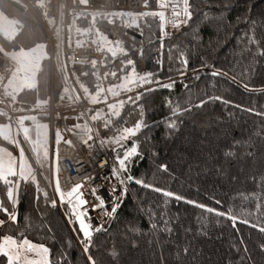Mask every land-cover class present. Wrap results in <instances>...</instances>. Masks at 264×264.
<instances>
[{"label":"trees","instance_id":"16d2710c","mask_svg":"<svg viewBox=\"0 0 264 264\" xmlns=\"http://www.w3.org/2000/svg\"><path fill=\"white\" fill-rule=\"evenodd\" d=\"M200 2L201 0H197V3ZM224 2L228 3L229 7L221 9V0H205L208 7L204 10H210L213 14L223 11L225 23L229 26L224 36L227 42L210 58V62L217 67L229 68V61L239 56V49L243 44L241 38L249 32L250 20L256 21L251 27L260 30L256 34L264 41V0ZM40 3L45 6V0H37V9L42 11L44 7H39ZM201 7H204V3ZM79 14L74 19V36L76 40L83 41L86 35L77 33L76 28H92V20L91 16L85 18L79 17ZM0 16L1 26L5 22L4 17H7L8 21H18L15 25L16 36L12 42L4 40L0 32V45L5 51L16 52L20 47L27 50L37 43H44L43 28L34 12L21 0H0ZM112 19L115 24H108L106 14L98 15L95 28H99L109 40L119 39L123 42L128 57L136 63L138 73H154L155 78L162 83L169 82V77L177 81L172 90L160 88L155 84L145 85L144 88H136L131 93H122L119 97L109 99L108 102L112 103L126 99L128 95L134 96L137 92H144L146 88L156 89L144 95L139 102L144 106L143 120L149 127L142 129L133 138L139 142L138 151L141 155L128 162L129 172L126 175L130 174L156 187L220 211L226 212L233 208L250 222L258 223L260 213L255 210V204L264 203V116L257 115L264 112V92L260 91L264 89V57L258 56L255 49H252L257 61L252 63L255 71L248 72L243 80L239 76L236 81L227 77L214 78L208 74L207 68L198 72L201 78L196 80L193 76L197 73L192 70L198 68L200 60L193 37H201V44H207L209 39L214 38L213 28L207 22L194 15L193 21L180 30L169 31L165 28L170 35L164 38L161 49L158 27L154 26L151 30L144 27V34L141 35L136 28L124 27L115 17ZM145 19L151 20L150 17ZM95 28L91 31L94 38ZM149 40L152 43H149ZM58 43L56 35L52 63L50 58L42 62L44 80L38 76L39 95L35 91L21 93L17 98L18 106L27 109L34 106L37 99L49 101L51 93L55 104L61 105L65 100H60L66 85L56 63L55 52L60 51L57 49ZM259 47L258 43L255 48ZM141 48L144 50L143 57L139 54ZM181 51L187 53L189 59L188 72L184 77L179 72ZM0 56L5 57L3 52H0ZM121 59L125 57L118 56L112 61L108 54L104 65L97 66L101 78L105 71L111 70H117L119 76ZM158 60L162 61V64H158ZM242 67H248V61L236 63L232 71L239 73ZM74 71L80 82L84 83L90 92H94L96 78L92 75L94 69L91 65L77 64ZM85 72L88 73L87 76L82 75ZM113 83H119V80L109 76L103 81L105 88L107 84ZM243 83H247L249 88L255 91H246ZM184 84H188L189 89L184 88ZM209 95H220L231 103L214 100L203 108L194 109L191 115L185 114L182 117L183 124L177 134L168 136L165 123L170 115L168 101L188 106L189 102L199 103L201 98L207 99ZM102 105L107 112L105 104H91L89 116ZM236 105L242 107L238 108ZM247 108L254 111L242 110ZM121 118L124 126H133L141 118L139 107L125 105ZM0 122H3L2 118ZM91 123L99 131L100 138L113 134L110 129L103 127V121ZM20 139L23 140L22 136ZM132 142L130 139L126 143L130 147ZM0 146L19 154L18 149L5 141L0 140ZM22 147L25 148V153L36 172L40 190H37L36 184L21 182L15 209L18 213L17 223L11 228L8 225L0 228V237L5 234L17 236L23 233L33 243L49 247L53 264H89L88 254L93 255L100 264H264V251L260 248V245L264 244V233L258 228L239 221L234 228L232 222L224 217L206 213L183 201L165 198L135 183L128 184L127 198L116 215L110 219L107 227L99 233H94L93 247L85 254L80 244L82 234L78 226L68 222L70 217L67 205L63 204L60 209L58 196L53 195L51 182L54 178L50 163L47 166L44 163L41 167L31 154L30 147L23 142ZM101 148L109 157L112 168L113 154L116 153L110 147ZM229 150L235 151L236 155L226 158L225 153ZM249 151L251 156L248 155ZM160 164H167L169 172L158 171ZM43 192L48 193L49 201L57 200L55 208L46 202ZM246 195H250V199H244ZM4 199L6 200V196ZM166 200L167 203H164ZM216 200L222 203L218 205ZM7 206L11 211V206ZM249 211L254 214L248 215ZM153 212L156 215H150ZM162 212L175 218L171 224V233L151 227L159 221ZM0 219L6 220L2 212ZM74 228L76 231H73ZM132 228L137 231H131ZM202 228L207 232L206 236L199 234ZM189 244L192 251L185 253L183 249L189 247ZM245 248L247 252L244 251ZM5 259L0 257V262Z\"/></svg>","mask_w":264,"mask_h":264},{"label":"snow or ice","instance_id":"6c2138e0","mask_svg":"<svg viewBox=\"0 0 264 264\" xmlns=\"http://www.w3.org/2000/svg\"><path fill=\"white\" fill-rule=\"evenodd\" d=\"M82 5L88 4V0H79ZM204 3V7L201 4ZM159 11H145L140 13L132 12H112L106 14L107 23L115 24L116 20H119L122 26L127 28H136L143 35V28L148 27L151 30L152 27H158L160 31V45L163 49V40L165 37L169 36L170 33L165 31L168 25L173 28L180 29L182 26H188L190 22L193 21V16L197 15L198 19L207 22L215 33L214 38L209 39L207 44H201L199 41L201 37H193L195 47L198 51V58L200 60V65L198 68H194L192 71L197 73L193 76V79L199 80L201 77L198 72L207 68L209 69V75L211 77H221L229 78L236 81L238 76L241 80L247 75L248 72L255 71L252 67L253 62L256 61V55H253V48L255 53L264 57V41L260 40L259 36L256 34L260 30H254L253 27L256 24L255 20H250V29L248 33L242 36L243 44L239 49V56L233 58L229 61L230 67H217L216 64L210 62V58L215 55V53L225 44L227 41L224 39L225 34L229 30L228 24L225 23V18L223 11L218 13H211V11H205L204 9L208 7L205 0H201L197 3V0H157ZM145 6H147V0H145ZM221 9L229 7V4L221 0L219 5ZM39 7L43 8L44 4L40 3ZM170 9V16H166V11ZM249 9H246L248 11ZM98 15H105L99 13H80L79 17L91 16L92 28H95V23ZM45 16L47 13L45 12ZM78 17V18H79ZM150 17L151 20L145 18ZM158 20V23H157ZM4 24L0 26V32H2L4 40L12 42L15 39L17 29L15 25L18 21H8L7 17H4ZM49 24H53V20L48 21ZM75 20H73V25ZM92 28L83 29L76 28V32L81 35H88L91 33ZM264 34V33H262ZM57 35H59V29H57ZM95 37L91 40V44L96 45V51L104 54V58L101 60V65H104L105 61L108 60V54H110L111 60L115 61L118 56L125 57V59L120 60V67L118 69L120 75L118 76L117 70L105 71L103 78L99 74V69L97 68V61L93 60L91 62V67L94 69L92 75L96 78V83L94 85V92H90L89 88L85 86L84 83H80L79 77H77V83H79L80 88L83 90L84 98L92 105L103 103L107 107V112L103 108L95 111L93 115L90 116V120L93 122L103 121V127L105 129H110L113 134L106 138L99 137V131L90 126L88 120H85L83 124H76L72 128L55 130V145L56 156L58 157L59 149L58 146L63 141L65 144H71V140H65L63 132H72L74 135L89 147L90 141H94V137L98 140L101 147H110L113 152L116 153L115 160L116 163L112 165L110 176L115 179L118 183L119 188L116 185L111 186V191L108 193L110 197V202L112 204L110 211L106 208V202L104 197L97 195V189H92V195L98 200L97 204L91 206V210L95 211L97 208L105 209V215L109 218H113L118 209L121 207L124 199L128 195V184L135 183L145 189H150L151 191L161 194L165 198L173 199L177 202L183 201L184 203L191 204L197 208L202 209L206 213L214 214L217 217H224L232 222V226L235 228L236 223L249 225L254 228H258L261 233H264V203L257 202L255 204V210L260 213L258 223H252L250 220L242 216L240 213L236 212L233 208H229L226 212L220 211L218 209L208 207L207 205L197 203L193 200H188L186 197L181 196L177 193L169 191L167 189L156 187L152 183L145 182V180L134 177L129 172L128 162L134 157L141 155L138 151L139 142L133 138L141 132L142 129L148 128V124L143 120L144 116V106L139 104L142 97L148 92L155 91V88H146L144 92H137L134 96L128 95L126 99L115 100L109 103V99L121 96L122 93L127 94L133 92L136 88H144L145 85H157L160 88H166L172 90L177 81L169 77V82L162 83L159 79L155 78L154 73H144L140 74L136 71L135 61L128 57V51L125 49L123 42L119 39L112 41L109 40L106 35L101 33L99 28H95ZM63 41L57 44V49H60ZM85 43V41L77 40L76 46L80 47ZM149 43H152L149 40ZM260 44L259 48H255L257 44ZM252 46V48H249ZM46 45L44 43H37L34 47H30L25 50L24 47H20L19 51L7 52L4 47L0 45V52H3L4 56L14 61V70H11V75L7 78L0 76V85L3 87V92L0 94V118L3 122H0V140L7 142L9 145H13L19 150V157L14 156L11 151L5 146H0V212L5 214L6 220L0 219V228L8 225L10 228L17 223L18 213L15 211L18 204V193L21 188V182L25 184L31 182L36 184L37 190L39 189V184L36 179V172L32 168V165L28 163V158L25 156V148L22 147V142L27 144L38 164L43 167V164L48 160L49 157V125L47 123H42L41 119L49 115L47 99L41 100L37 99L34 106L27 109L23 106H17V98L21 93L35 91L39 95L38 88V76L41 80H44V68L42 67V62L49 59L48 53L45 51ZM139 54L141 57L144 55V50L139 49ZM248 61V67H242L239 73L232 71L236 63L241 61ZM56 63L59 71L62 74V80L65 85L68 84L69 77L66 72V66L63 64L61 59V52L56 53ZM158 64H162V61L158 60ZM180 64V75L182 77L187 75L188 72V54L184 51L180 52L179 57ZM230 71L232 74L230 75ZM74 75V73H73ZM82 75L87 76L88 73H82ZM109 76L113 79H118L119 83L109 84L107 88L104 87L103 81ZM184 88L189 89L188 84L183 85ZM246 91H255V89L249 88L247 83L242 85ZM260 91L264 92V89ZM75 89H71V93H74ZM63 93L60 96V100L65 99V95L70 102H77L80 100L79 95H73L70 93V87L65 86ZM221 101L225 104H230L231 101L225 100L220 95H209L207 99L201 98L199 103L192 104L189 102L188 106H181L179 102L168 101V106L170 108V115L166 118V126L168 129V136H175L179 131L181 125L183 124L182 117L185 114L191 115L194 109L203 108L207 103L211 101ZM132 104L139 107L140 119H138L133 126H124V121L121 118V112L124 110L125 105ZM236 107H242L236 105ZM8 109L12 113H22L25 111L35 112L36 114L27 115H17L13 117ZM244 111L252 112L254 109H242ZM91 111V109H89ZM257 115L264 116V112L257 113ZM85 116L84 112H81L77 119L83 118ZM59 118V116H57ZM67 119V117H65ZM119 121V123H116ZM26 122H30L26 124ZM23 140L21 141L20 137ZM132 140V145L129 147L127 145L128 140ZM251 147V145H249ZM120 149H123L121 152ZM236 155V152L229 150L225 153L226 158H231ZM248 155L251 156L252 153L249 151ZM158 171L167 173L169 168L167 164L158 165ZM222 170V168H221ZM55 173H59V167H56ZM14 178V179H13ZM83 184H77L71 188L70 191L64 192L61 190L59 179L55 180L54 192L58 196L59 201L62 204L69 205L68 215L70 217L69 224L76 223L79 227V232L82 234L80 238V244L83 246V252L88 254L90 248L93 247V235L94 233H99L103 231L104 225L100 224L93 227L91 220L92 218L88 215V208L85 206L88 202L83 198L84 193L81 191ZM42 191V190H41ZM119 191V195L116 192ZM6 196V200L4 197ZM43 196L47 203L51 204V207L55 208L57 206V200L48 198V193L43 192ZM244 199H250V195L244 196ZM216 204H221L219 200L215 201ZM167 203V200L164 202ZM11 206V211L9 207ZM254 213L249 211L248 215H253ZM150 215H156V213H150ZM174 217H169L166 213H160L159 221L153 223L151 227L154 230H159L165 233H171L173 228L171 227ZM136 232L137 229H130ZM73 231H76L74 228ZM202 235H207V232L202 228L200 233ZM262 251H264V244L260 245ZM185 253H189L191 250V245L183 249ZM247 252V248L244 249ZM63 255V254H61ZM0 257L6 258L5 261L0 262V264H53L51 260V250L44 244H36L30 241L23 233L14 236L11 234H5L0 237ZM87 260L89 264H100L93 255L88 254Z\"/></svg>","mask_w":264,"mask_h":264},{"label":"built area","instance_id":"2783aa9c","mask_svg":"<svg viewBox=\"0 0 264 264\" xmlns=\"http://www.w3.org/2000/svg\"><path fill=\"white\" fill-rule=\"evenodd\" d=\"M21 1L34 12L44 30L45 51L48 53L51 63L54 58V38L57 35V29H59V35H57L58 42L63 41L60 48L61 59L66 66V72L69 77L66 86L70 87V93L72 88L75 89V92L71 93L73 97L75 95L80 96V100L73 103L68 100L66 95L63 103L57 105L54 103L52 93L50 94L48 104L49 115L47 117L51 131L57 116H59L58 119L62 125V130L67 129L63 119L65 114L71 116L75 124H83L85 120H88L90 126L93 127L89 116L91 104L84 98L83 90L80 88L79 83H77L74 66L77 64L91 65L93 60L97 61V66H100L103 53L97 52V46L91 44V40L94 39L92 33L86 35L83 40L85 43L82 46H76L77 40L74 36L73 25L75 16L82 12L109 14L120 11L132 13L157 11V0H147V6H145V0H88V4L86 5L80 4L79 0H45V6L42 11L37 9V0ZM165 11L166 16H170V9ZM45 12L47 16H45ZM49 20H53L54 23L49 24ZM182 28L183 26L180 29ZM166 29L169 31L180 30L173 28L171 25H168ZM9 72V61L5 57L0 56V76L7 77ZM2 92L3 87L0 85V94ZM81 112H84L85 116L77 119ZM10 114L13 115L12 112ZM63 133L66 135L67 140H71L72 143L69 145L62 141L58 146L59 154L58 157L56 156L55 168L59 167V173H56L55 179H52L51 182L53 195L56 196L54 186L57 178L59 179L61 190L64 192L70 191L77 184H83L81 191L84 193L83 198L88 202L85 207L88 208V215L92 218L91 223L93 227L103 224L104 228H106L111 218L105 215V209L97 208L95 211H92L91 206L98 203V200L92 195V189H97V195L104 197L106 208L110 211L112 204L108 193L111 191L112 185H116L119 188L118 183L110 176L111 164L109 157L95 137L94 141L89 142L92 145V147H89L70 132L64 131ZM51 163L50 151V169ZM119 194V191H117L116 195L118 196Z\"/></svg>","mask_w":264,"mask_h":264},{"label":"rangeland","instance_id":"374dc122","mask_svg":"<svg viewBox=\"0 0 264 264\" xmlns=\"http://www.w3.org/2000/svg\"><path fill=\"white\" fill-rule=\"evenodd\" d=\"M159 10H161V9H159V7H158V4H157V11H159ZM1 16H0V26H1ZM96 38V37H95ZM56 53H57V51L55 52V56H56ZM8 61H9V63H10V72H9V75L7 76V77H5V81L4 82H6V80H7V78L11 75V70H14V61H12L11 59H9V58H7V57H5ZM109 84H107V86H108ZM107 88V87H106ZM111 98V97H110ZM112 99V98H111ZM18 106V105H17ZM0 107H3L2 105H0ZM101 108H103V105L101 106V107H99L98 109H101ZM97 109V110H98ZM8 111H10L11 112V110L10 109H8ZM95 113V111L91 114V115H93ZM14 116L13 117H15V116H17V115H27V114H36L35 112H28V111H25V112H22V113H20V112H18V113H12ZM65 117H67V119H65ZM64 125L66 126V128L68 129V128H72L74 125H76L75 124V122H74V119L71 117V116H68L67 114H65L64 115ZM41 122L42 123H47L48 125H49V121H48V119H46V118H42L41 119ZM28 123H30V122H26V124H28ZM57 128H60V129H62V125H61V123H60V121H59V119L56 117V119L54 120V124H53V129H52V131H51V129H50V125H49V157H48V160L45 162V164H46V166L47 165H49V163H50V151H51V160H52V166H51V169H52V171H53V178L55 179V176H56V173H55V163H56V145H55V130L57 129ZM74 137H76L77 139H79L78 138V136H76V135H74L72 132H70ZM63 135H64V138H65V140H67V137H66V135L63 133ZM107 137V136H106ZM106 137H104V138H106ZM103 138V137H102ZM50 145H51V150H50ZM28 146V145H27ZM109 148V147H108ZM30 152H31V150H30ZM32 154V153H31ZM112 154V153H111ZM13 155L14 156H17V157H19V154H17L16 152L15 153H13ZM114 155V163H116V160H115V154H113ZM25 156L27 157V155H26V153H25ZM28 158V157H27ZM28 163L29 164H31V161H30V159H28ZM49 167V166H48ZM58 200H59V198H58ZM59 203H60V208L62 209V203L59 201ZM67 205V204H66ZM67 207H68V209H69V205H67ZM67 219V218H66ZM69 221V220H68ZM77 225V224H76Z\"/></svg>","mask_w":264,"mask_h":264},{"label":"crops","instance_id":"0c3cea01","mask_svg":"<svg viewBox=\"0 0 264 264\" xmlns=\"http://www.w3.org/2000/svg\"><path fill=\"white\" fill-rule=\"evenodd\" d=\"M69 116V115H68Z\"/></svg>","mask_w":264,"mask_h":264}]
</instances>
